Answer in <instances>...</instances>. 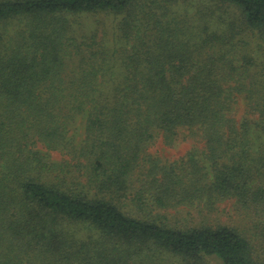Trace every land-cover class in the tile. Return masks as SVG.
<instances>
[{
  "label": "trees",
  "instance_id": "1",
  "mask_svg": "<svg viewBox=\"0 0 264 264\" xmlns=\"http://www.w3.org/2000/svg\"><path fill=\"white\" fill-rule=\"evenodd\" d=\"M101 12L110 51L71 20ZM0 26V264H264V0H0Z\"/></svg>",
  "mask_w": 264,
  "mask_h": 264
},
{
  "label": "rangeland",
  "instance_id": "2",
  "mask_svg": "<svg viewBox=\"0 0 264 264\" xmlns=\"http://www.w3.org/2000/svg\"><path fill=\"white\" fill-rule=\"evenodd\" d=\"M175 10L183 11V6L176 7ZM119 17H114L110 13H97V14H83L77 16H71V20H74L73 28L77 29L75 34L77 42H81V39L86 36H91L92 34H97V41L105 44V50H112L114 33L116 31V26ZM16 28L17 24H12ZM11 25V26H12ZM217 25V23L215 24ZM1 27V26H0ZM83 37V38H81ZM87 38L86 40H88ZM260 54V53H258ZM255 55V54H254ZM76 128V129H75ZM84 130V118H79L73 127V131L76 134V138L80 139L83 136ZM197 147L198 149L202 146L199 142H194L190 139L180 142L172 147L164 146L159 140L152 147V152H157L156 154L161 155L162 158H167L170 161L177 160L183 157L192 147ZM52 157L54 159H61L62 155L58 151L52 152ZM232 202L224 201L220 203V217L221 221H227L228 216L233 214Z\"/></svg>",
  "mask_w": 264,
  "mask_h": 264
}]
</instances>
